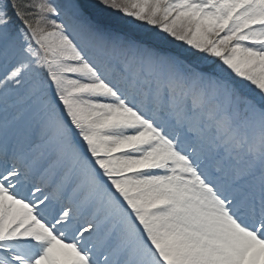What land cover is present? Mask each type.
<instances>
[{
  "label": "snow or ice",
  "instance_id": "1",
  "mask_svg": "<svg viewBox=\"0 0 264 264\" xmlns=\"http://www.w3.org/2000/svg\"><path fill=\"white\" fill-rule=\"evenodd\" d=\"M0 264H264V0H0Z\"/></svg>",
  "mask_w": 264,
  "mask_h": 264
}]
</instances>
